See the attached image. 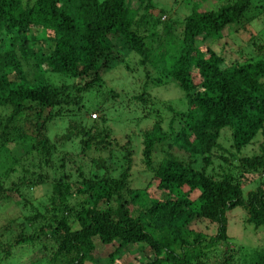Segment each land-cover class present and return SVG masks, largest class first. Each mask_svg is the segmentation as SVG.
Listing matches in <instances>:
<instances>
[{"label":"trees","instance_id":"trees-1","mask_svg":"<svg viewBox=\"0 0 264 264\" xmlns=\"http://www.w3.org/2000/svg\"><path fill=\"white\" fill-rule=\"evenodd\" d=\"M214 1L221 2L205 11L195 3L175 35L176 22L161 20L167 12L149 0H0V107L7 110L0 117V151L8 153L6 144L18 146V161H27L24 145L30 143L29 149L42 155L38 167L59 169L52 176L24 170L35 179L21 178L19 187L48 183L50 192L41 202L19 195L18 222L0 228V237L17 231L0 243V264H17L18 251L37 244L48 253L44 264H97L91 255L96 245L113 243L111 261L126 247L141 245L151 255L143 264H264V247H231L225 227V213L238 207L248 224L264 228V142L257 153L241 152L264 134V41L251 34V53L235 46L231 62L223 58L226 46L219 44L223 39L230 47L234 43L228 37L238 27L247 31L264 18V0ZM130 58L144 83L128 104L140 115L135 121L151 120L139 133L140 162L151 175L142 188L129 186L132 148L111 142L107 130L96 131L97 121L88 118L96 111L99 122L106 121V104L117 94L106 91L102 74L119 64L127 67ZM45 67L72 84L43 81ZM165 83L180 93L176 108L154 103L147 91ZM54 118L67 121L58 143L63 148L59 165L51 159L56 144L39 138ZM224 133L231 152L218 142ZM164 144L169 152L154 162L155 148ZM65 145L89 158L86 172L76 166L74 175L64 173ZM106 147L104 160L100 153ZM116 170L117 178L112 176ZM17 185L1 188L0 180V199L17 194ZM150 186L159 198L149 197ZM192 223L211 233L190 228Z\"/></svg>","mask_w":264,"mask_h":264},{"label":"rangeland","instance_id":"rangeland-1","mask_svg":"<svg viewBox=\"0 0 264 264\" xmlns=\"http://www.w3.org/2000/svg\"><path fill=\"white\" fill-rule=\"evenodd\" d=\"M31 1V0H30ZM152 3H155V6L158 9H164L167 13H164V16L161 18V20H166L168 17L175 21L176 23L173 24V27H175V30H173V33L176 35L179 33L180 28L178 26H181V23L183 17H185L192 6H194L195 3L198 4V10L205 11L206 9L213 6H218V4L221 1L215 2L214 0L207 1V2H200L199 0H196V2H192V0H149ZM208 3V5H207ZM132 8H137V2L133 1L131 4ZM264 6V5H262ZM156 13V12H155ZM264 14V13H263ZM262 16V15H261ZM259 17L258 20L252 22L249 25V30L244 31L237 28V31L229 36L228 38L234 43L229 47V45H226L224 43L223 39L219 40V44L225 45V51L223 58L227 62H231L235 59L232 58V51L236 48L235 46L243 47L246 54L251 53V48L247 47L251 44L252 39L251 34H256L260 36L261 40L264 41V18ZM225 31L222 32L223 35H225ZM202 43H208L207 40L202 41ZM201 43V45H202ZM218 44L213 46V49L216 53H218ZM200 46V44H199ZM234 46V47H233ZM47 47L50 48V45L47 44ZM247 47V48H246ZM227 48V49H226ZM44 50H46V46H44ZM234 56V55H233ZM125 64H127V67L124 66V64H119L117 67L113 68L111 71L107 72L106 74H102L101 80L103 83V86L107 89L113 91L116 93V97L114 99H109L108 103L106 104L109 107V110L107 111L106 121L99 122L100 114H98L96 111H92L89 115V119H93L90 117V115L95 114L96 117L93 119L97 121V130L100 131L101 129H106L107 134L112 141H115L118 143V145H123L126 142L128 145L132 148L133 155H132V164L130 167L129 172V186L131 188H142L146 184L150 182V173L144 171L142 164L140 162V131L148 130L151 126V120H141V121H135L140 115L138 112H134L133 108L129 106L128 104V97L130 95L136 93L137 91H140L142 84L144 83L143 75L140 76L138 74L137 69L135 68V60H132L131 58L128 59ZM138 68V67H137ZM43 69L42 78L43 81L49 82L51 84L55 85H63V84H72L71 79H65L58 76L50 75V71L45 67ZM41 75V74H40ZM39 75V76H40ZM92 75V74H91ZM149 75L151 77L155 76V73L151 68H149ZM135 76V77H134ZM93 77V76H92ZM92 78L86 79L85 82H90ZM130 84V85H128ZM129 86V87H128ZM104 92L102 89L101 92ZM147 91L150 93V96L152 97V101L155 102H161L164 104H169L171 107L176 108V103L178 102L180 96V93L176 87H174L170 83H165V85L161 87H152L149 86L147 88ZM60 111H65L64 109H61ZM7 113L6 109H3L0 107V117L5 115ZM84 118H87V115L83 114ZM162 116L165 118L168 117L165 111H163ZM125 117L126 119L131 120L130 123H127L122 118ZM61 118H54L51 122L46 123L43 127V130L39 132V138H46L49 144H56V151L58 154H55V152H52V162H54L55 165H59V157L62 155L63 148L60 149L58 146L59 139L61 138V135L64 132V129L66 127L67 121L62 120ZM135 121V122H134ZM127 136V137H126ZM127 138L129 140H127ZM219 144L225 148L228 149V146L230 144V141L228 139L227 133L221 134L219 138ZM264 142V134L258 135L256 139L254 140V143L249 145L248 147L244 148L241 152L242 155H250L251 153H257L259 144ZM6 148L8 149V153H6L4 150L0 151V180H1V188H7L11 187L10 185L15 184L17 185L20 183L21 178H23L25 181L29 182L31 180H34L30 175L24 174V170L28 171H34L36 169L41 170L39 173H48V175L52 176L54 173L56 174L58 170H51L49 167H38L37 163L41 159L42 155L40 152H37L33 147V150H30L31 144L27 143L24 145L27 148V161H18L21 157V151L18 146H12L11 144H6ZM37 149L38 146H35ZM118 147V146H117ZM115 147V148H117ZM109 147H106V149L100 153V157L105 160L106 158V152ZM65 150L69 153L67 155V158L65 157L63 163H64V170L66 172L64 173H71L74 175V169L76 166H81L83 170L86 172L88 167L90 166L89 158L83 157L79 154L78 150L74 148H70L69 145H65ZM229 150V149H228ZM172 151V150H171ZM169 152L167 149V145L164 144L162 146L156 147L153 152V161L157 162L159 161L163 156L164 153ZM231 152V150H229ZM225 156L226 154L223 153ZM115 156V155H114ZM116 156L119 157V154H116ZM62 157V156H61ZM92 157V156H90ZM16 162V164H14ZM111 163L107 162V166ZM214 166L218 165V162H213ZM32 165L35 166V169H32ZM7 168H13L12 173L5 174L4 171H6ZM48 168V169H47ZM55 168V167H54ZM111 168L114 167V163H112ZM56 169V168H55ZM115 173H112V176H115L117 178L118 176V170L114 171ZM60 174V172H59ZM70 174V175H71ZM246 183H248L246 181ZM49 184L45 183L43 185H38L34 188L26 190L25 188H21L17 185L18 193H5L3 196H6L5 199H0V228L2 225L6 224L10 220H17L20 218L21 210L18 207V205L21 203V200L19 199L20 196H26L29 198L35 199V200H44L50 190L48 188ZM251 190V186L246 187L243 190V195ZM148 195L150 198H159L158 192H156L155 188L153 186H150L147 189ZM35 203V201H34ZM225 227H226V235L228 238V242L231 244V247L234 248H242L245 251H251L253 249H258L264 247V228H254L250 224L246 222L245 214L243 213L242 209L236 207L234 209H231L225 213ZM190 228L196 229L198 228L200 231H203L207 234L211 233V229H205L204 225H194L192 223L190 225ZM12 232L5 233L3 236L0 237V243H5L12 239L14 235H16L17 231L15 232L14 228L11 229ZM1 231V230H0ZM95 244H97V241H93ZM96 250H94L91 255L94 259H96L97 264H106L109 261L110 264H143L144 260H148L151 255L150 252H148L146 249L147 247L141 246V245H130L123 249L122 252H120V255H116L112 258V261L110 260L109 255H112V252L114 248L116 247V244H110L107 246H101L96 245ZM141 246V247H140ZM17 256H20L19 262L17 264H44L46 262V259L48 258V253L42 252L40 249V245L37 244L36 247L31 248H23L21 251H18L16 254ZM15 255V256H16ZM18 259L17 257H15ZM107 257V258H106ZM1 261V259H0ZM48 262V259H47ZM84 264H91L89 262H85ZM93 264V263H92Z\"/></svg>","mask_w":264,"mask_h":264},{"label":"built area","instance_id":"built-area-1","mask_svg":"<svg viewBox=\"0 0 264 264\" xmlns=\"http://www.w3.org/2000/svg\"><path fill=\"white\" fill-rule=\"evenodd\" d=\"M90 117H92V118H95V117H96V115H95V114H92V115H90Z\"/></svg>","mask_w":264,"mask_h":264}]
</instances>
